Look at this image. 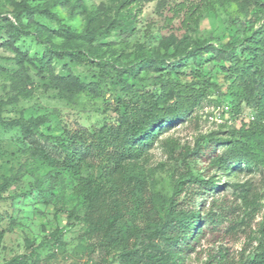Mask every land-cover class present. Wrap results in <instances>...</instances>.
Segmentation results:
<instances>
[{
    "label": "trees",
    "instance_id": "trees-1",
    "mask_svg": "<svg viewBox=\"0 0 264 264\" xmlns=\"http://www.w3.org/2000/svg\"><path fill=\"white\" fill-rule=\"evenodd\" d=\"M150 1L120 0L115 15L105 13L97 23L94 20L104 13V5L89 13L80 0H15L9 16L4 12L9 1L0 0L1 45L14 53L17 66L11 75V98L32 93L29 66L39 74L48 67L45 85L66 100L80 93L99 97L110 81L128 94L116 97V123L89 130L67 129L58 136L41 130L49 122L48 113L0 117L1 127L20 130L23 146L16 152L25 156L22 162L18 160L16 175L1 182L0 199L19 175L32 176L39 198L49 194L46 202L55 204L60 195L67 201V222L83 225V248L89 256L98 254V264H183L187 251L204 231L225 222V230H249L248 240H256L251 254L243 255L240 264H264V217L253 223L264 207V0H157L167 33L156 46L138 43L126 53L130 61L122 64L123 52L116 54L107 47L110 42L102 40L132 14L137 17ZM218 6L236 10L237 16H231L230 22L238 24L239 37L226 41L193 37L191 32L203 15ZM57 7L72 14L86 12L81 30L64 23ZM36 16L54 21L56 27L38 22ZM175 20L179 25L173 28ZM26 37L44 45L41 56L31 57L19 47ZM188 59L195 63L190 81L181 78ZM54 61H67L62 72L50 68ZM206 61L220 63L223 86L203 78L200 64ZM72 63L98 68L95 79L86 82L74 74L68 66ZM143 70L154 73V88L141 85ZM211 86L227 97L230 117L237 125L223 136L212 133L207 141L202 136L193 147L171 137L165 139L170 156L177 154L185 169L173 180L171 196L152 190V171L146 167L150 148L161 132L191 119L194 109L210 95ZM245 109L252 119L240 117ZM5 155L0 154L3 159ZM200 160L206 164L205 173L196 166ZM9 162L3 160L5 165ZM221 178L236 180L221 183ZM228 186L233 188L234 205L220 198L224 192L217 196ZM187 187L210 193V200L198 204L192 194L180 197ZM138 218L143 219L142 224L136 223ZM63 231L56 228L51 245L45 244L51 249L50 256L64 248ZM8 264L38 263H29L27 255H17Z\"/></svg>",
    "mask_w": 264,
    "mask_h": 264
},
{
    "label": "rangeland",
    "instance_id": "rangeland-1",
    "mask_svg": "<svg viewBox=\"0 0 264 264\" xmlns=\"http://www.w3.org/2000/svg\"><path fill=\"white\" fill-rule=\"evenodd\" d=\"M14 1L5 0V2L10 3L6 4L4 10V12L9 13V16H11L10 12L13 9L11 3ZM119 1L80 0V4L87 11H90L89 13H92V9L95 13L101 5L105 6L104 13L94 20L98 23L105 13L115 15L114 12ZM56 11L64 23L71 25L74 29L81 30L86 12L81 11L78 14H72L70 11L67 12L66 8L61 7H57ZM159 12L157 0L145 3L137 17L132 14L122 26L116 27L110 35L103 38L102 42H110L107 47L110 50H116V54L123 52V56L119 60H121L120 63L126 64L131 59L130 56H126V53H131L138 43L156 46L161 35L167 33L168 30L163 27V16ZM235 15L237 16V13L232 6L226 8L218 6L215 10L203 15L199 25L191 32V35L195 38H220L223 41L231 37L230 39L234 40L240 35L237 32L238 24L230 22V17ZM35 19L50 28L56 27V23L47 18L36 16ZM178 25L175 20L173 28ZM0 35H2L1 31ZM1 44L0 41V117L4 119H13L19 116L29 118L48 113L49 122L43 125L41 130L54 136L62 135L67 129L84 128L89 130L104 123L117 122V113L114 111V106L117 104L116 97L126 98L128 94L113 84L112 81L106 85L104 92L99 97L80 93L73 100H66L58 95L57 90L45 85L48 81L47 78H44L48 77V67L39 74L36 68L26 63L25 65L29 66L33 80L32 93L27 97L20 95L16 100L11 98L14 95L11 87V75L17 66L13 60L14 53ZM18 45L31 57L41 56L45 48L43 44L38 43L32 37H26ZM65 62L67 61L59 63L54 61L50 68L56 73L62 72V66ZM185 63L186 66L183 68L185 74L181 78L190 81L194 74L195 63L192 59H188ZM200 65L203 67L201 72L204 75L203 78L208 77L211 82L223 86V72L219 62L206 61L201 62ZM68 66L74 74L79 75L86 82L94 80L98 72V68L92 67L90 64L77 65L72 63ZM140 75L143 77L141 85L144 89L154 88L151 79L154 75L153 72L143 70ZM174 77L180 78L179 75H174ZM209 91L210 95L194 109L191 119L177 123L168 130L161 132L150 148L146 167L147 170L152 171V190H158L171 196L173 180L185 169L181 160L176 158L177 154L174 157L170 156V152L164 143L165 139L171 137L183 145L193 147L200 137H205L204 140L207 141L213 136H223L229 133L234 125H237V120H234L233 116L222 121L216 118L217 107L227 104V97L217 91L215 86H211ZM218 100H221L220 103L217 102ZM248 111L245 109L243 113ZM212 133L213 136H211ZM21 140V133L18 128L5 129L0 126V154L6 153L4 159H10V162L5 165L3 164V157L0 156V184L6 176H15L19 162L24 160L25 156L16 152L18 146H23ZM221 148L222 146H219V149ZM14 152L17 153L16 159L13 158ZM196 166L203 173L207 171L205 162L201 160L197 162ZM235 180L236 178H221V183ZM195 191L197 188L187 187L180 197L192 194L198 204L204 203L205 199L206 201L210 200L208 197L211 195L210 193L200 194ZM219 191L217 196H221L220 194L224 192L220 198H224L227 203L234 205L232 187L228 186L225 191L223 189ZM48 196L49 194H46L45 198H39L40 190L35 187L33 177L28 174L19 175L17 181L11 183L2 193L0 199V264H8L17 255H27L29 263L98 264L100 262L98 254L94 253L89 256L83 248V245L86 244V241L81 237L83 225L67 222V216L64 212V208L68 205L67 201L59 195L54 200L55 204L47 203ZM70 203L71 201H69V205H72ZM207 205L208 202L205 203V206ZM235 212L239 213V211ZM235 212L232 213L233 219L234 216H237ZM263 217L264 207L256 215L253 223L261 221ZM136 223L142 224L143 219L138 218ZM60 227L64 228L62 237L65 246L58 248L55 250V255L50 256L51 249L45 244L50 243L49 245H51L54 238L52 234L56 228ZM226 227H228V222L217 229L208 227L202 237L192 244V249L187 251L183 264H240V258L243 255L251 254V246L256 244V240H248L249 230L244 233L240 230H225ZM254 229L255 226L253 231ZM252 234L256 237L255 232ZM248 242L251 244L247 245Z\"/></svg>",
    "mask_w": 264,
    "mask_h": 264
},
{
    "label": "built area",
    "instance_id": "built-area-1",
    "mask_svg": "<svg viewBox=\"0 0 264 264\" xmlns=\"http://www.w3.org/2000/svg\"><path fill=\"white\" fill-rule=\"evenodd\" d=\"M216 118L219 120H228L230 118V107L228 104L220 105L217 107L216 111ZM241 118H244V120L252 119V114L248 112H244L240 115Z\"/></svg>",
    "mask_w": 264,
    "mask_h": 264
}]
</instances>
